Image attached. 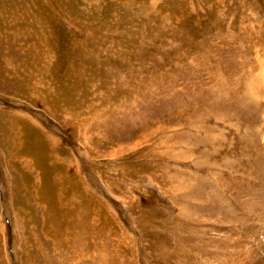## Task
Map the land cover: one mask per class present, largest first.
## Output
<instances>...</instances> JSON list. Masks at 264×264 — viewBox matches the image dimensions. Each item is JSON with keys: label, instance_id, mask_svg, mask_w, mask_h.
I'll list each match as a JSON object with an SVG mask.
<instances>
[{"label": "rangeland", "instance_id": "1", "mask_svg": "<svg viewBox=\"0 0 264 264\" xmlns=\"http://www.w3.org/2000/svg\"><path fill=\"white\" fill-rule=\"evenodd\" d=\"M174 220L263 236L264 0H0V264H174Z\"/></svg>", "mask_w": 264, "mask_h": 264}, {"label": "bare ground", "instance_id": "2", "mask_svg": "<svg viewBox=\"0 0 264 264\" xmlns=\"http://www.w3.org/2000/svg\"><path fill=\"white\" fill-rule=\"evenodd\" d=\"M47 138L52 145H55V139L53 136L49 135ZM12 140L15 143L17 142V138H15V136L12 138ZM169 225V237L174 250L171 252L170 258L173 259L172 263L174 264H191L197 256L199 257L201 255V253L205 255L214 254L216 246L219 245V243L215 244V242L211 239L205 240L206 237L204 235V231L201 228H198V235L194 234V231H187L186 233L182 234L179 221L174 220L173 224ZM260 238L261 239L256 237L252 242H250L249 237L243 236L242 238L237 239L235 242V247L231 252L229 251L230 240L228 241L226 239L223 246L219 248L223 254L226 253L225 260L223 261L222 259V264H264V233ZM258 241H260V244L257 243ZM245 242L251 245L249 247L250 251L248 254L243 253ZM163 246L166 247V245L162 244H158L156 247H154L158 251L156 252V255L160 253L159 255L163 257V254L160 251Z\"/></svg>", "mask_w": 264, "mask_h": 264}]
</instances>
